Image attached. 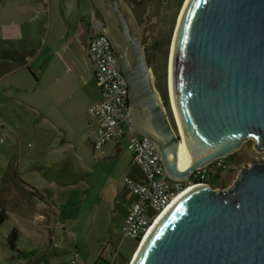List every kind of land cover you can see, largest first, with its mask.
Instances as JSON below:
<instances>
[{"label": "water", "instance_id": "obj_1", "mask_svg": "<svg viewBox=\"0 0 264 264\" xmlns=\"http://www.w3.org/2000/svg\"><path fill=\"white\" fill-rule=\"evenodd\" d=\"M92 1L103 21L92 18L90 26L110 40L127 81L131 127L154 142L170 178L186 179L250 138L264 152V0L186 1L168 66L169 100L187 139L186 152L155 86L153 56L146 52L165 0H143L138 12L139 21L145 17L143 35L123 0ZM86 19L71 13L68 27L72 33L78 26L85 50ZM130 264H264V160L240 168L229 185L192 184L155 220Z\"/></svg>", "mask_w": 264, "mask_h": 264}, {"label": "rangeland", "instance_id": "obj_2", "mask_svg": "<svg viewBox=\"0 0 264 264\" xmlns=\"http://www.w3.org/2000/svg\"><path fill=\"white\" fill-rule=\"evenodd\" d=\"M184 2L165 0L158 6L155 32L146 41V52L153 56L149 67L155 86L164 102L166 95L165 107L175 130L178 123L169 100L168 66ZM77 58L63 54L77 85L78 123L69 126L51 115L50 103L37 102L47 106L45 117L35 104L26 110L16 102L5 105L11 135L0 123V200L6 198L8 214L0 225V264H108L115 250L112 264H130L138 248L140 240L122 232L132 195L123 178L136 180L141 171L132 163L125 138L94 148L89 143L90 130L83 132L84 124L93 126L96 119L87 108L96 104L100 91L88 54L79 52ZM235 152L232 169L221 171L214 179L216 185H211H229L240 168L264 160V152L253 148L251 138ZM13 177L38 187L39 192L31 193L29 186L24 188ZM42 199L54 210L52 218Z\"/></svg>", "mask_w": 264, "mask_h": 264}, {"label": "crops", "instance_id": "obj_3", "mask_svg": "<svg viewBox=\"0 0 264 264\" xmlns=\"http://www.w3.org/2000/svg\"><path fill=\"white\" fill-rule=\"evenodd\" d=\"M0 7L4 8L0 11V123L5 126V132L11 135L10 116L5 112V105L11 102L19 104L23 110L35 104L43 116L49 111L69 126L78 123L77 85L68 73V60L63 59V54L75 55L77 61L79 52L87 53L79 39L78 26L72 33L68 27L71 13L86 14L91 19L94 10L91 0H3ZM66 99L67 106L63 108ZM38 101L43 105L50 103V109L47 111L46 105L40 107ZM100 101L99 92L95 103ZM84 125L83 132L90 130L87 133L90 134L96 123ZM4 166L11 169L8 161ZM18 178L13 177V180H21ZM18 183L24 188L29 186L31 193L39 192L34 185ZM5 199L1 198L0 207L7 216ZM132 201L133 194L127 200V210ZM40 202H44L43 199ZM42 204L52 218V207L46 201Z\"/></svg>", "mask_w": 264, "mask_h": 264}, {"label": "built area", "instance_id": "obj_4", "mask_svg": "<svg viewBox=\"0 0 264 264\" xmlns=\"http://www.w3.org/2000/svg\"><path fill=\"white\" fill-rule=\"evenodd\" d=\"M86 48L101 94L100 103L87 108V113L96 119L95 129L89 134L88 140L94 148L110 140L126 139L132 163L140 168L141 175L136 180L123 178L133 194V201L126 212L122 232L124 236L141 240L159 215L183 191L196 182L206 181L208 171L215 172L220 158L190 171L186 179L170 178L154 142L131 127L127 81L110 40L105 34L97 32L89 39ZM113 253L116 254V251Z\"/></svg>", "mask_w": 264, "mask_h": 264}, {"label": "flooded vegetation", "instance_id": "obj_5", "mask_svg": "<svg viewBox=\"0 0 264 264\" xmlns=\"http://www.w3.org/2000/svg\"><path fill=\"white\" fill-rule=\"evenodd\" d=\"M128 7L130 8L133 16L135 17L136 22L142 26V35L144 32V28H145V23H144V19L145 17H143L142 20L139 21V16H138V12L139 9L142 7V2L143 0H123ZM91 2L93 3V1L91 0ZM94 10L91 14V19L93 18L96 21H103L102 15L100 13V11L96 8V6L94 5ZM89 17L84 21V30L82 32V42L87 46V43L89 41V39L97 32H99L95 27L92 26V22H91V26H90V20ZM105 26V23L103 22V27ZM141 41H142V37H141ZM143 43V42H142ZM147 60V59H146ZM148 63V62H147ZM115 255H113L112 260L110 263L108 264H112V261L114 259Z\"/></svg>", "mask_w": 264, "mask_h": 264}, {"label": "trees", "instance_id": "obj_6", "mask_svg": "<svg viewBox=\"0 0 264 264\" xmlns=\"http://www.w3.org/2000/svg\"><path fill=\"white\" fill-rule=\"evenodd\" d=\"M164 96V99H165V102L167 100L166 98V95L163 94ZM235 153H232L226 157H223V158H220L218 160V166L215 170V172H211V171H208L206 173V181H208L209 183H214V179L215 177L219 176L222 172L221 171H224V170H227V169H232V166H233V163H234V159H235ZM217 163V161L215 162ZM213 185H216L215 183ZM6 213L5 211L0 207V225L1 223L6 219Z\"/></svg>", "mask_w": 264, "mask_h": 264}, {"label": "bare ground", "instance_id": "obj_7", "mask_svg": "<svg viewBox=\"0 0 264 264\" xmlns=\"http://www.w3.org/2000/svg\"><path fill=\"white\" fill-rule=\"evenodd\" d=\"M186 1L187 0H185V2L183 4V7H182V9L180 11V14H179V17L181 16V14L183 12V8H184V5L186 4ZM168 82H169V86L171 87V81L168 80ZM169 89H171V88H169ZM170 94H171V91H170ZM172 108H173L174 114H175V116L177 118L178 130H179L180 135H181V139H180V143L179 144L181 145V150L184 151V152H186L187 151V144H188L187 143V139H186L185 133H184L182 127H181V124H180V121H179V118L177 116V113H176V110H175V107H174V104L173 103H172Z\"/></svg>", "mask_w": 264, "mask_h": 264}]
</instances>
